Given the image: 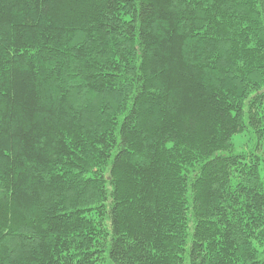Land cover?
<instances>
[{
    "label": "trees",
    "instance_id": "trees-1",
    "mask_svg": "<svg viewBox=\"0 0 264 264\" xmlns=\"http://www.w3.org/2000/svg\"><path fill=\"white\" fill-rule=\"evenodd\" d=\"M0 264H264V0H0Z\"/></svg>",
    "mask_w": 264,
    "mask_h": 264
}]
</instances>
